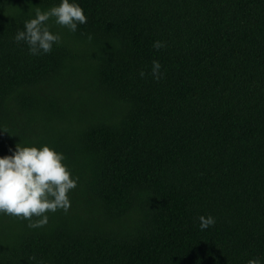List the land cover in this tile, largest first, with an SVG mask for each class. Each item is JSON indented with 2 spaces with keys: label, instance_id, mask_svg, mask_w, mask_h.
<instances>
[{
  "label": "trees",
  "instance_id": "16d2710c",
  "mask_svg": "<svg viewBox=\"0 0 264 264\" xmlns=\"http://www.w3.org/2000/svg\"><path fill=\"white\" fill-rule=\"evenodd\" d=\"M58 2L0 0V155L47 143L78 179L41 227L0 213V264L264 261V0H77L30 54Z\"/></svg>",
  "mask_w": 264,
  "mask_h": 264
},
{
  "label": "clouds",
  "instance_id": "9594fccd",
  "mask_svg": "<svg viewBox=\"0 0 264 264\" xmlns=\"http://www.w3.org/2000/svg\"><path fill=\"white\" fill-rule=\"evenodd\" d=\"M53 18L55 24L76 31L78 24L86 22V15L77 0H59L47 9L36 8L23 21V28L14 35L15 42L27 44L28 52L39 55L51 51L54 43L60 42V34L51 30L47 23ZM165 46L162 40H154L152 47ZM159 60L151 61L150 72L154 79L163 76ZM143 69L139 72L144 76ZM65 157L47 143L39 146L17 143L10 154L0 155V213L24 219L28 227L36 228L48 221V212L60 209L67 211L70 206L68 192L76 186L77 177L63 163ZM200 229L215 222L209 214L198 216ZM245 264H264L260 257L249 258Z\"/></svg>",
  "mask_w": 264,
  "mask_h": 264
}]
</instances>
